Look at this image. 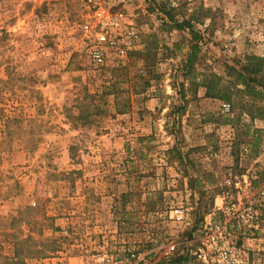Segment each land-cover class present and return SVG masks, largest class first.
Instances as JSON below:
<instances>
[{
    "label": "rangeland",
    "instance_id": "1",
    "mask_svg": "<svg viewBox=\"0 0 264 264\" xmlns=\"http://www.w3.org/2000/svg\"><path fill=\"white\" fill-rule=\"evenodd\" d=\"M136 6L137 48L96 66L80 0H0V264H91L101 252L127 264L147 252L140 264H163L157 238L170 230L180 235L168 259L192 264L208 223L231 226L241 264H264V125L240 111L248 97H233L225 114V101L198 85L264 53V0ZM161 6L178 21L195 16L198 40ZM247 173L250 188L226 184ZM230 202L254 216L231 221L216 210Z\"/></svg>",
    "mask_w": 264,
    "mask_h": 264
},
{
    "label": "built area",
    "instance_id": "2",
    "mask_svg": "<svg viewBox=\"0 0 264 264\" xmlns=\"http://www.w3.org/2000/svg\"><path fill=\"white\" fill-rule=\"evenodd\" d=\"M80 1L83 8L82 40L90 61L96 66H104L112 61L127 58L140 42V31L135 21L138 0ZM230 110V103H223V113L228 114ZM245 117L254 127L258 124L264 125L262 119ZM253 178L256 176L248 173L239 176L229 175L226 178V184L240 189L243 183L245 187L250 188ZM260 192L264 194V190ZM216 210L223 212V215L231 221L242 222L254 216L251 208L241 209L233 202L223 203ZM241 252L243 253L233 244L230 225L208 223L201 228L199 245L189 256H192V264H241L244 262L243 257L240 256ZM130 258L135 264H140L145 261V254L131 253ZM90 261L91 264H127L107 252L93 254ZM37 264H59V260L47 257L38 261Z\"/></svg>",
    "mask_w": 264,
    "mask_h": 264
},
{
    "label": "trees",
    "instance_id": "3",
    "mask_svg": "<svg viewBox=\"0 0 264 264\" xmlns=\"http://www.w3.org/2000/svg\"><path fill=\"white\" fill-rule=\"evenodd\" d=\"M146 1L154 4V0ZM157 11L162 14V17L168 23L172 24L174 29L188 30L194 42L198 40V35L193 29V21L196 20L195 16L178 21L170 10L164 6H161ZM196 48V43H193L184 64L183 71L185 74L191 70L192 62L196 56ZM132 53H129V56ZM232 62V64L225 65L224 74L215 72L203 74L198 85L204 88L206 98L231 103L235 96H238L241 100L243 97H248L247 102L249 105H241L240 111H246L247 115L252 119L255 117L264 118V57L245 55L242 61L234 60ZM171 152L173 150L169 151V153ZM177 154H179V151H177ZM128 195L127 192L122 195V208H125L124 205L127 202ZM183 259L184 257L179 259L178 264H183Z\"/></svg>",
    "mask_w": 264,
    "mask_h": 264
},
{
    "label": "crops",
    "instance_id": "4",
    "mask_svg": "<svg viewBox=\"0 0 264 264\" xmlns=\"http://www.w3.org/2000/svg\"><path fill=\"white\" fill-rule=\"evenodd\" d=\"M253 54H255V55L257 54L258 56H264V53H262L261 51H254ZM164 234H169L170 236L168 235L166 237L157 238L160 240V241H157L158 245H159V248L157 250V254H159V256L164 257L165 263H163V264H172L171 260H169L168 258L170 256H172V254L176 251L175 250V243L177 242V239H178L180 233L177 230H175V231L170 230V232L165 231ZM151 240H153V238H151ZM169 240H171V241H169ZM182 242H183L184 246L187 247L190 244V239L186 238L184 240V238H183ZM185 247L182 250V254H184ZM143 254H145V258H146L147 252L143 253ZM150 258L147 257V259H150Z\"/></svg>",
    "mask_w": 264,
    "mask_h": 264
}]
</instances>
